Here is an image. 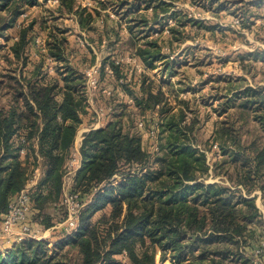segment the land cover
<instances>
[{
    "label": "trees",
    "instance_id": "16d2710c",
    "mask_svg": "<svg viewBox=\"0 0 264 264\" xmlns=\"http://www.w3.org/2000/svg\"><path fill=\"white\" fill-rule=\"evenodd\" d=\"M75 1L59 0L56 12L76 8L82 25L93 21ZM30 4L32 0H0V37L6 42L5 32ZM169 7L159 1L155 9L166 12ZM35 23L20 25L15 41L0 45V227L1 216L26 188L38 158L41 176L30 194V222L43 229L53 225L44 210L63 201L65 168L82 124L85 97L74 70L57 69L47 83L46 77L44 82L34 80L37 72L29 79L22 75ZM56 42L49 43L47 55L61 62V50L50 47ZM156 53L138 49L147 65ZM248 92L260 93L246 89L242 95ZM145 96L135 101L140 112L164 101L162 92ZM188 105L183 102L187 110ZM240 107L251 110L264 132V96L262 103L249 101ZM157 111L162 125L151 164L139 133L130 128V112L113 113L104 127L85 133L79 148L82 165L69 191L80 203L93 202L82 209L77 232L54 243H13L0 249V264H124L122 259L126 264H251L248 251L264 235V221L255 198L246 199L242 189L246 194L260 190L264 204V143L253 140L247 146L229 115L212 135L221 155L213 173L222 174L233 187L205 183L209 167L206 154L196 146L195 119L184 123V110L173 113L164 102Z\"/></svg>",
    "mask_w": 264,
    "mask_h": 264
},
{
    "label": "rangeland",
    "instance_id": "374dc122",
    "mask_svg": "<svg viewBox=\"0 0 264 264\" xmlns=\"http://www.w3.org/2000/svg\"><path fill=\"white\" fill-rule=\"evenodd\" d=\"M32 1L5 32L7 42L0 37V45L9 46L20 25L36 21L24 53L21 71L25 79L37 72L34 80L44 82L42 77H46L47 83L57 69L74 70L83 85V124L111 120L113 113L122 110L130 112L134 118L130 128L139 133L149 164L159 147L162 122L157 109L163 102L173 113L183 109L184 123L195 119L196 146L206 154L209 170L205 183L233 187L222 174L214 176V164L221 155L212 135L230 117L247 146L253 140L264 143V132L251 110L240 107L249 101L262 103L264 96V0H76V6L85 8V15L94 17L85 25L79 22L76 8L72 13H57L59 0ZM159 1L171 7L161 12L155 9ZM172 29L179 34L174 37ZM55 39L50 47L61 50L64 61L55 62L47 55L49 43ZM61 40H65L63 45H59ZM139 48L157 51L150 64L139 57ZM246 89L260 93L242 95ZM147 92H162L164 101L154 110L140 112L135 101L145 98ZM183 102L189 104V110ZM68 191L66 188V197ZM242 193L246 199L255 198L264 221L261 191L246 194L242 189ZM67 205L62 201L48 209L61 234ZM37 236L41 237L37 240L49 239L42 231ZM4 241V247L11 246ZM247 258L251 264H264V235Z\"/></svg>",
    "mask_w": 264,
    "mask_h": 264
},
{
    "label": "built area",
    "instance_id": "2783aa9c",
    "mask_svg": "<svg viewBox=\"0 0 264 264\" xmlns=\"http://www.w3.org/2000/svg\"><path fill=\"white\" fill-rule=\"evenodd\" d=\"M23 153L24 151L22 150L21 154ZM81 165L82 162L79 158V154L76 151H72L65 168L63 182L64 189L71 188L73 177L76 171L80 169ZM30 194V187L23 189L19 194L10 200L6 213L1 216L0 238L11 242V244L25 239L41 238L37 236L38 231H34L31 227ZM64 196L65 199L63 201L68 204V209L63 234L64 238H69L77 232L79 226V215L86 204L80 203L78 195L72 194L70 191H68L67 197L65 194Z\"/></svg>",
    "mask_w": 264,
    "mask_h": 264
},
{
    "label": "crops",
    "instance_id": "0c3cea01",
    "mask_svg": "<svg viewBox=\"0 0 264 264\" xmlns=\"http://www.w3.org/2000/svg\"><path fill=\"white\" fill-rule=\"evenodd\" d=\"M108 121H109V119L106 118V120H104V121H98V122L94 121L93 123H90L89 125H86V126L82 122V124H81V126H80V128H79V130L77 132V135H76V138H75V141H74V146H73L72 150L76 151L79 154V148H80L81 142H82V140L84 138V134L89 132L90 130H96V129L104 127L107 124ZM20 154H21V152H20ZM37 164H38V166L33 168L32 176H31L30 180L26 184V187H30V189H31V191L33 193H34V191L36 189V185H37L38 180H39V178L41 176L40 159L39 158H38ZM64 194H65V189L62 188V196H61V198H63ZM92 202H93V200H91V198H90L88 204H90V203L92 204ZM88 204H86V206ZM51 207H54V206H51ZM51 207H48L47 209H45L44 213H45L46 216L50 217L51 222L53 223V225L50 228H48V229H43L41 225L36 224V223H33V224L31 223V227H32V229L34 231H38V232L42 231V233H44V234L47 233L49 239H46V240H49L50 242L54 243L55 241L62 239L64 237V234H61L62 229L59 230L61 227L60 228L56 227L58 224H56V222L54 221L52 215H50V213H48V209L51 208ZM50 234H56L58 236H57V238H53V237H51L52 235H50ZM3 242H5L4 239L0 238V249L9 248V246L8 247L7 246L4 247L5 245L3 244Z\"/></svg>",
    "mask_w": 264,
    "mask_h": 264
}]
</instances>
